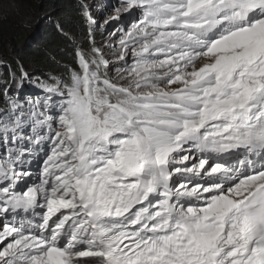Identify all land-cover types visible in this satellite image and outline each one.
<instances>
[{"label":"snow or ice","instance_id":"snow-or-ice-1","mask_svg":"<svg viewBox=\"0 0 264 264\" xmlns=\"http://www.w3.org/2000/svg\"><path fill=\"white\" fill-rule=\"evenodd\" d=\"M79 15L0 84V264H264V0Z\"/></svg>","mask_w":264,"mask_h":264},{"label":"trees","instance_id":"trees-1","mask_svg":"<svg viewBox=\"0 0 264 264\" xmlns=\"http://www.w3.org/2000/svg\"><path fill=\"white\" fill-rule=\"evenodd\" d=\"M10 2L17 8L19 15L35 17L41 11H47L52 13L56 20L53 25L36 29L38 36L35 42L26 44L24 39L29 35V30L20 24L18 21L20 18L12 17L13 14L9 12L0 13V84L3 82L7 66L16 69L17 61L23 63L26 71L35 74L49 70L59 73L64 64L71 62L74 45L61 34L57 25L62 26L64 32L69 33L74 40L79 38L83 41V46L87 48V42L84 40L86 25L79 15L78 1L10 0ZM95 38L98 42L100 38L98 32ZM12 87L15 88V85Z\"/></svg>","mask_w":264,"mask_h":264},{"label":"rangeland","instance_id":"rangeland-1","mask_svg":"<svg viewBox=\"0 0 264 264\" xmlns=\"http://www.w3.org/2000/svg\"><path fill=\"white\" fill-rule=\"evenodd\" d=\"M80 3V0H76ZM85 2L90 6V12L91 15L98 21L99 24H103L104 20L107 19L109 15L113 14V9L116 5H118L119 0H85ZM9 12L12 15V17H18L20 20L21 25H23L24 28L29 30V35L25 37L24 41L26 44H33L35 42V39L38 36V32L36 29H39L42 26L45 25H53L55 24L56 17L50 12H40L35 17H28L24 15H19V12L16 7H14L10 0H0V13ZM20 17H19V16ZM130 18L125 17L124 18V24H127L129 22ZM119 25H109L106 29H102L101 31H98L100 34V38L98 40V43L107 36V33L109 31H113L115 27H118ZM103 33V35H102ZM75 41L79 43L81 40L78 38ZM27 84V83H26ZM35 89L32 88L30 85L24 86L23 92L24 93H30L34 92Z\"/></svg>","mask_w":264,"mask_h":264}]
</instances>
